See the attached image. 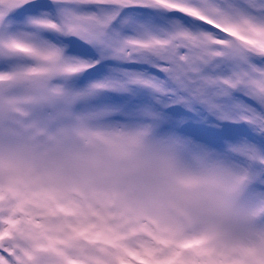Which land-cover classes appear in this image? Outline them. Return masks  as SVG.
I'll return each mask as SVG.
<instances>
[{"label":"snow or ice","instance_id":"snow-or-ice-1","mask_svg":"<svg viewBox=\"0 0 264 264\" xmlns=\"http://www.w3.org/2000/svg\"><path fill=\"white\" fill-rule=\"evenodd\" d=\"M0 264H264V0H0Z\"/></svg>","mask_w":264,"mask_h":264}]
</instances>
